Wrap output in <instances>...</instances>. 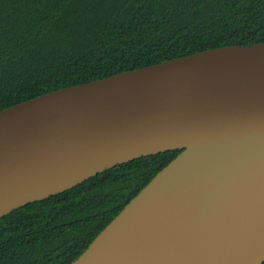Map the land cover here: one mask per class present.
<instances>
[{
    "label": "water",
    "instance_id": "water-1",
    "mask_svg": "<svg viewBox=\"0 0 264 264\" xmlns=\"http://www.w3.org/2000/svg\"><path fill=\"white\" fill-rule=\"evenodd\" d=\"M181 153L117 221L119 264H264V44L231 46L54 91L0 112V219L119 165ZM100 247V246H99Z\"/></svg>",
    "mask_w": 264,
    "mask_h": 264
},
{
    "label": "trees",
    "instance_id": "trees-1",
    "mask_svg": "<svg viewBox=\"0 0 264 264\" xmlns=\"http://www.w3.org/2000/svg\"><path fill=\"white\" fill-rule=\"evenodd\" d=\"M264 44V0H0V112L231 46ZM180 150L119 165L0 219V264H73Z\"/></svg>",
    "mask_w": 264,
    "mask_h": 264
},
{
    "label": "bare ground",
    "instance_id": "bare-ground-1",
    "mask_svg": "<svg viewBox=\"0 0 264 264\" xmlns=\"http://www.w3.org/2000/svg\"><path fill=\"white\" fill-rule=\"evenodd\" d=\"M166 208L164 203L151 204L136 214V220L124 224L115 222L107 232L98 240V248L82 264H119L125 241L133 230L152 215H156ZM100 246V247H99Z\"/></svg>",
    "mask_w": 264,
    "mask_h": 264
}]
</instances>
